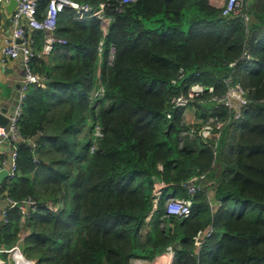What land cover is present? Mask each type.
I'll return each mask as SVG.
<instances>
[{
    "label": "trees",
    "instance_id": "1",
    "mask_svg": "<svg viewBox=\"0 0 264 264\" xmlns=\"http://www.w3.org/2000/svg\"><path fill=\"white\" fill-rule=\"evenodd\" d=\"M74 1L98 8L106 0ZM48 4L39 2L40 13ZM105 12L114 21L102 56L100 20L79 21L65 8L56 36L66 44L32 62L45 84L30 89L19 126L37 141L41 163L23 146L19 175L6 185L15 198L43 204L26 220L24 254L35 264H131L173 245V264H264V0L250 2L248 24L222 17L209 0H115ZM43 41L38 33L39 52ZM244 52L251 61L232 70L229 63ZM181 67L186 79L174 86ZM197 72L220 96L233 74L249 99L240 120L224 107L210 114L203 110L210 104H191L203 120H229L217 140L191 134L184 110L170 104L187 93L186 82L198 81ZM101 85L103 95L93 97ZM201 175L202 186L216 181L220 210L212 213L203 188L189 218L168 216L166 195L186 196L181 184ZM157 182L165 187L153 212ZM212 226L215 234L192 258L193 237ZM22 228L15 210L2 245L14 246Z\"/></svg>",
    "mask_w": 264,
    "mask_h": 264
},
{
    "label": "built area",
    "instance_id": "2",
    "mask_svg": "<svg viewBox=\"0 0 264 264\" xmlns=\"http://www.w3.org/2000/svg\"><path fill=\"white\" fill-rule=\"evenodd\" d=\"M6 4L10 0H3ZM17 5L12 14H9L11 24V35L6 39L5 44L0 48V62L5 65L11 59H20L23 69V76L19 82V95L17 104L13 109L12 114L8 117L6 125L0 124V172L7 171V177L4 183L0 186V253H15L20 252L22 255L24 238L18 240L11 248H6L2 245L3 227L10 223L11 214L17 210L21 213L22 226H26V220L32 214L36 213L41 207L42 203L32 196L23 198H15L11 195L10 189L6 187L10 182L15 180L19 175V159L20 148L29 146L33 150V161L39 166L40 159L35 153L37 141L34 138H27L20 129V121L23 116L25 101L31 88L37 86H44L43 77L37 74L32 62L35 58L48 57L55 49L57 44H66L64 39L56 36L57 19L60 12L65 8H70L76 12V18L79 21H85L88 18L97 17L101 22V31L103 39L99 46V55L102 56L104 52L105 38L108 36L114 17L106 15V8L110 6L112 1L106 0L99 4L98 8H93L89 4H82L74 0H48L49 4L45 12L40 13L39 2L41 0H16ZM123 3H130L136 0H121ZM252 0H225L223 5L219 7L224 18H238L243 23L248 24L252 20L249 12V4ZM120 11V10H118ZM0 14H5L4 6L0 5ZM4 20L0 19V29L3 27ZM38 33L44 34L43 49L39 52L36 48V37ZM115 58V47H110L109 63H113ZM239 61L250 62L251 57L247 52H244L239 60L232 61L229 66L235 70ZM99 74V73H98ZM185 68H180L176 78L171 80V84L177 86L179 81L186 79ZM198 81L193 83H185L183 88L187 90L186 94L176 95L171 99V107L173 110H187L191 108V104L197 101L199 104H210L209 108H203L208 113H214L220 107H224L233 112L234 120H240L242 117L243 108L248 105L249 99L246 97L245 90L235 83L234 76L231 74L225 79L227 90L223 95H218L214 86H206L200 79L202 74L196 73ZM98 91L103 95V87ZM97 91V92H98ZM101 95V96H102ZM195 108V107H194ZM197 111V109L195 108ZM0 112L1 109H0ZM167 118H172V112L167 114ZM229 120L220 121L217 117L210 116L206 120H202L199 127L193 125L191 127V134H197L203 141L207 142L210 139H218L220 130L226 126ZM95 135H101V128L96 126ZM95 146L92 147V151ZM204 175L196 176L181 184L182 190L185 191L186 196H181L176 193H169L166 195L165 212L168 216H174L179 219H187L192 215L193 197L203 188L207 190V197L212 213H217L222 202L216 197L217 183L210 180L205 186H202L200 180H205ZM165 185L157 182L152 190L154 209L157 210L158 204L162 199L163 189ZM48 207L57 211V206L51 203ZM23 229V228H22ZM31 232V229L28 228ZM214 226L207 229L199 230L193 237V244L195 250L191 253L192 258L199 259L197 251H199L205 243L215 234ZM28 233V234H29ZM22 245V247H21ZM12 254V256H13ZM176 254V247L168 246L166 251L157 256L152 261L143 259H134L131 264H173ZM25 259V257H24ZM1 261V260H0ZM27 262V259H25ZM35 262H33L34 264Z\"/></svg>",
    "mask_w": 264,
    "mask_h": 264
},
{
    "label": "crops",
    "instance_id": "3",
    "mask_svg": "<svg viewBox=\"0 0 264 264\" xmlns=\"http://www.w3.org/2000/svg\"><path fill=\"white\" fill-rule=\"evenodd\" d=\"M224 1L225 0H209V3L219 8L223 5ZM0 5L4 6L5 9V14H0V19L4 20L3 27L0 29L1 48L5 44L6 39L11 35V24L9 23V14L6 11L7 4L3 0H0ZM22 76L23 69L20 59H11L5 65L0 62V109L5 116L12 114L17 104L19 95L18 84ZM183 117L184 123L187 126L200 125L203 120L201 112L198 110L196 111L193 106L184 111ZM219 169H221L220 166Z\"/></svg>",
    "mask_w": 264,
    "mask_h": 264
},
{
    "label": "rangeland",
    "instance_id": "4",
    "mask_svg": "<svg viewBox=\"0 0 264 264\" xmlns=\"http://www.w3.org/2000/svg\"><path fill=\"white\" fill-rule=\"evenodd\" d=\"M99 89H101V88H99ZM97 95H100V96H101L102 94H101L100 91H98V92H93V93H92V96H93V97H95V96H97ZM179 195H180V194H179ZM165 202H166V200H165ZM28 228H29V227H26V226L23 227L22 231L20 232L19 240H21L22 237H25V236L28 235V233H29V231H30ZM21 247H22V245H21ZM21 251H22V256L25 257V259H27L28 261L35 262L34 260H30V259H28L27 256L24 254V251H23V250H21ZM12 254H13V253H11V252H9V253H0V260H1V262H2L3 264H16V261H15V259L12 257ZM34 264H35V263H34Z\"/></svg>",
    "mask_w": 264,
    "mask_h": 264
},
{
    "label": "water",
    "instance_id": "5",
    "mask_svg": "<svg viewBox=\"0 0 264 264\" xmlns=\"http://www.w3.org/2000/svg\"><path fill=\"white\" fill-rule=\"evenodd\" d=\"M17 5L16 0H10L9 3L7 4L6 11L8 14H12L15 7ZM10 23V20H9ZM8 123V117L5 116L2 112H0V124L6 125ZM7 177V171H1L0 172V186L4 183V180Z\"/></svg>",
    "mask_w": 264,
    "mask_h": 264
},
{
    "label": "bare ground",
    "instance_id": "6",
    "mask_svg": "<svg viewBox=\"0 0 264 264\" xmlns=\"http://www.w3.org/2000/svg\"><path fill=\"white\" fill-rule=\"evenodd\" d=\"M15 261H16V264H33V262H27L25 261L24 257L21 255L20 252H15L12 256ZM0 264H3L1 261H0Z\"/></svg>",
    "mask_w": 264,
    "mask_h": 264
}]
</instances>
